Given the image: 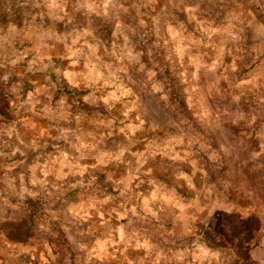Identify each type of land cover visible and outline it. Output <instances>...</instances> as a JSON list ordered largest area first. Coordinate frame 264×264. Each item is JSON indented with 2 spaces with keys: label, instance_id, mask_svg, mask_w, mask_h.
I'll use <instances>...</instances> for the list:
<instances>
[{
  "label": "rangeland",
  "instance_id": "rangeland-1",
  "mask_svg": "<svg viewBox=\"0 0 264 264\" xmlns=\"http://www.w3.org/2000/svg\"><path fill=\"white\" fill-rule=\"evenodd\" d=\"M0 264H264V0H0Z\"/></svg>",
  "mask_w": 264,
  "mask_h": 264
}]
</instances>
